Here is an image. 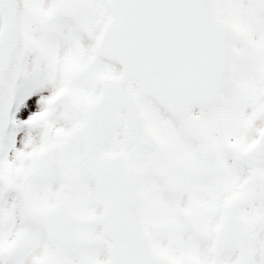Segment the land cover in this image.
Segmentation results:
<instances>
[{
    "label": "flooded vegetation",
    "instance_id": "af4514ba",
    "mask_svg": "<svg viewBox=\"0 0 264 264\" xmlns=\"http://www.w3.org/2000/svg\"><path fill=\"white\" fill-rule=\"evenodd\" d=\"M229 1L218 0L217 11L235 30L234 79L213 93L206 76L187 110L160 104L137 75L123 83L131 77L121 61L102 55V41L121 38L114 8L124 0L3 2L0 105L14 107L7 129L0 123V264H109V197L88 143L113 129L103 155L126 163L142 202L140 219L117 210L114 231L124 221L133 231L119 259L264 264V0ZM221 35L229 36L209 37ZM211 50L218 56L205 62L234 67ZM102 98L93 122L91 107Z\"/></svg>",
    "mask_w": 264,
    "mask_h": 264
},
{
    "label": "water",
    "instance_id": "95a60500",
    "mask_svg": "<svg viewBox=\"0 0 264 264\" xmlns=\"http://www.w3.org/2000/svg\"><path fill=\"white\" fill-rule=\"evenodd\" d=\"M4 1L0 0V11L3 10ZM124 1L126 3L121 8L114 6L115 10H120L121 38L116 41L105 40L100 45L103 56L121 61L125 67L124 75H129L131 78L124 76L123 83L130 82L134 78L133 75H137L134 79L162 105L171 110H175V107L179 105L187 110L191 105L199 102L195 93L197 82L209 79L208 81L216 83V86L211 87V82H209V88L221 91L233 81L234 69L223 70L218 67L220 65L218 61L209 63L200 61L205 52L201 47L205 44L201 41H209V43L213 42L212 48H215L219 55L227 54L229 60L235 65L236 38L231 36L235 30L225 26L219 20L218 0ZM210 33L229 34V36L221 35L217 39H211ZM2 42L3 35L0 37V50H2ZM217 44L223 45L217 46ZM108 48L111 49L109 53ZM212 48L209 47V49ZM1 55L2 52H0V57ZM216 56L218 55L215 54L213 57ZM197 67L200 68L197 70ZM206 76H208L207 80ZM204 87L201 84V88ZM100 105L92 107L93 121L96 119L95 113L100 112ZM93 136L95 137L96 134ZM153 145L155 148L153 155H155L158 144L154 142ZM89 158L97 165V179L100 183L101 195L109 197L106 216H109V220L111 219L109 223L111 228L106 233L113 241L110 248L112 255L110 264H141L127 260L120 262L116 257L118 247L121 246L123 251L129 250L130 235L133 231L126 225L117 232L112 230L117 210H123L122 215L125 219H128L127 216L141 218L140 182L136 180L133 172L126 169V163L118 157L106 160L102 147L90 150ZM136 209L137 212H135ZM138 225L137 233L144 236L139 222ZM120 235L121 243L119 242ZM140 236L139 245L142 243ZM147 257L150 259L149 255Z\"/></svg>",
    "mask_w": 264,
    "mask_h": 264
},
{
    "label": "rangeland",
    "instance_id": "374dc122",
    "mask_svg": "<svg viewBox=\"0 0 264 264\" xmlns=\"http://www.w3.org/2000/svg\"><path fill=\"white\" fill-rule=\"evenodd\" d=\"M226 1H228V0H222V2H226ZM231 2V3H230ZM229 3L230 4H228V6H238V5H240L241 3H242V0H235V1H229ZM223 11L225 12V13H228L229 12V10H227V5H223ZM251 30H253V31H255V32H257V31H259L260 32V30H259V28H255V27H252L251 28ZM81 43H82V46L86 49V47H87V52L88 53H91V41L90 40H88V39H86V38H83V40H81ZM90 55V54H89ZM71 61H72V58H69V63H71ZM251 85L253 86V87H255L256 85H257V82L256 81H251ZM81 264V263H80Z\"/></svg>",
    "mask_w": 264,
    "mask_h": 264
}]
</instances>
